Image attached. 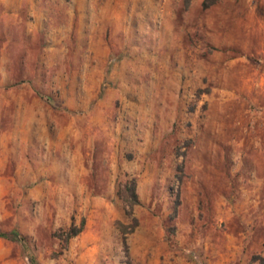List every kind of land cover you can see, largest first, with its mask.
<instances>
[{
    "label": "rangeland",
    "instance_id": "rangeland-1",
    "mask_svg": "<svg viewBox=\"0 0 264 264\" xmlns=\"http://www.w3.org/2000/svg\"><path fill=\"white\" fill-rule=\"evenodd\" d=\"M0 232V264H264V0H0Z\"/></svg>",
    "mask_w": 264,
    "mask_h": 264
},
{
    "label": "trees",
    "instance_id": "trees-1",
    "mask_svg": "<svg viewBox=\"0 0 264 264\" xmlns=\"http://www.w3.org/2000/svg\"><path fill=\"white\" fill-rule=\"evenodd\" d=\"M125 188L127 189V191H129L130 195L133 198V201H129V206L133 207L138 202V199H137L138 197L136 194V185H135V183H131V184L126 185ZM82 231H83V225L81 228H77L76 226H72L69 229V231H67V233H66V241L68 242L71 238L78 236ZM0 238L15 240V241H18L20 243L24 242V238L22 236L10 234V233L0 232ZM33 264H38V263L34 262Z\"/></svg>",
    "mask_w": 264,
    "mask_h": 264
}]
</instances>
